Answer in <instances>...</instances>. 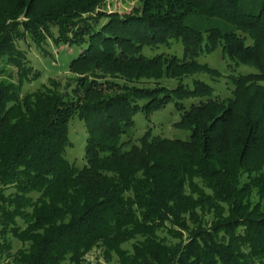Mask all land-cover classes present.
Segmentation results:
<instances>
[{
  "label": "trees",
  "instance_id": "1",
  "mask_svg": "<svg viewBox=\"0 0 264 264\" xmlns=\"http://www.w3.org/2000/svg\"><path fill=\"white\" fill-rule=\"evenodd\" d=\"M105 1L0 0V60L18 69L17 82L0 76V256L85 264L100 248L120 264H264V0H144L129 15ZM193 13L230 27L199 29ZM28 39L81 47L70 90L52 79L22 93L37 75L18 46ZM175 41L182 55L144 53ZM218 48L256 69L232 75L225 99L199 78L221 75L200 60ZM173 102L187 139H123L137 113ZM74 117L83 166L66 157Z\"/></svg>",
  "mask_w": 264,
  "mask_h": 264
},
{
  "label": "rangeland",
  "instance_id": "2",
  "mask_svg": "<svg viewBox=\"0 0 264 264\" xmlns=\"http://www.w3.org/2000/svg\"><path fill=\"white\" fill-rule=\"evenodd\" d=\"M105 10L109 12H118L119 14L129 15L133 12H141L144 9V0H106L104 4ZM104 10V9H103ZM188 21L198 27L206 30L211 27H230L218 17H207L198 13L188 16ZM18 46L25 52L28 65L33 66L32 71L35 72L34 78L27 80L22 89V93L30 92L42 88L49 84L50 80H59L62 83V89L70 90L74 86V74L70 72L69 65L73 58L77 57L81 47L60 43L57 44L50 39L42 45L33 43L30 39L18 41ZM157 52H169L182 55L183 46L181 42L175 41L170 48L161 46L158 49L145 48L144 53L153 55ZM201 62H207L212 67L217 68L221 75L212 77L209 74H200L199 78L209 83L213 89V96L222 99L233 96L234 84L231 76L239 74H248L256 71L255 68L247 65H237L230 58H224L221 49L205 54L200 58ZM17 66L9 63L6 59L0 60V76L10 78L17 82ZM34 76V75H33ZM166 84L176 86L178 81L166 80ZM70 84V85H67ZM198 101L199 98H191L185 100L186 107L192 102ZM183 110L179 109L176 103H170L165 108L154 112L149 119L139 112L135 115L136 125L133 129L123 137L124 140H131L132 143L138 142V139L151 129L153 135H160L167 138L187 139L190 132L178 129L175 124L181 120ZM87 130L86 124L78 117H74L70 121L69 138L71 145L67 148L66 157L78 166L85 164V145ZM1 240V239H0ZM21 247L18 240H14L13 254ZM8 254L0 256V264H14L10 261ZM85 264H120L118 256L113 254L105 259L100 248H95L84 257Z\"/></svg>",
  "mask_w": 264,
  "mask_h": 264
}]
</instances>
